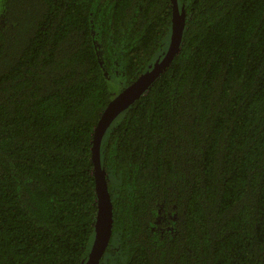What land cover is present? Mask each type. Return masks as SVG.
<instances>
[{
    "label": "trees",
    "instance_id": "1",
    "mask_svg": "<svg viewBox=\"0 0 264 264\" xmlns=\"http://www.w3.org/2000/svg\"><path fill=\"white\" fill-rule=\"evenodd\" d=\"M178 54L100 148L99 264H264V0H177ZM170 0H0V264H81L94 126L163 54Z\"/></svg>",
    "mask_w": 264,
    "mask_h": 264
},
{
    "label": "water",
    "instance_id": "2",
    "mask_svg": "<svg viewBox=\"0 0 264 264\" xmlns=\"http://www.w3.org/2000/svg\"><path fill=\"white\" fill-rule=\"evenodd\" d=\"M171 1V29L164 53L154 60L151 67L140 73L132 82L116 93L104 107L92 134L91 161L96 193V215L94 234L90 249L81 264H99L101 257L110 244L113 228V206L111 195L101 165L100 148L102 139L115 120L125 109L130 107L139 97L145 94L160 74L168 67L178 54L182 43V35L186 26V14L180 9L177 0Z\"/></svg>",
    "mask_w": 264,
    "mask_h": 264
},
{
    "label": "rangeland",
    "instance_id": "3",
    "mask_svg": "<svg viewBox=\"0 0 264 264\" xmlns=\"http://www.w3.org/2000/svg\"><path fill=\"white\" fill-rule=\"evenodd\" d=\"M161 55L162 54H160L159 56ZM108 81H109L110 91L112 95H115L124 87L122 84H120L121 80L116 77L113 78L112 80L108 79Z\"/></svg>",
    "mask_w": 264,
    "mask_h": 264
}]
</instances>
